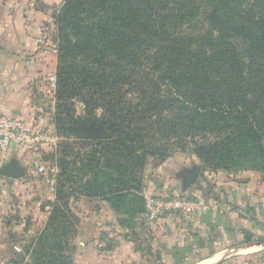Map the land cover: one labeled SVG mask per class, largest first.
Wrapping results in <instances>:
<instances>
[{"label": "trees", "instance_id": "obj_1", "mask_svg": "<svg viewBox=\"0 0 264 264\" xmlns=\"http://www.w3.org/2000/svg\"><path fill=\"white\" fill-rule=\"evenodd\" d=\"M53 19L57 109L72 121V102H81L84 124L103 121L107 138L81 141L93 148L79 167L65 160L74 145L64 147L58 200L30 249L36 264H70L78 219L69 197L101 199L128 220L145 214L148 158L189 147L204 171L264 178V0H64ZM208 218L199 222L211 245L234 238L219 216ZM185 252L171 253L174 264Z\"/></svg>", "mask_w": 264, "mask_h": 264}, {"label": "rangeland", "instance_id": "obj_2", "mask_svg": "<svg viewBox=\"0 0 264 264\" xmlns=\"http://www.w3.org/2000/svg\"><path fill=\"white\" fill-rule=\"evenodd\" d=\"M63 2L0 0V55L24 56L22 62L29 64H34L35 61L30 60L34 56L41 59L47 55L51 59L48 64L56 60L57 31L53 16L59 12ZM53 65L52 72L55 63ZM29 88L31 108L22 119L31 126L30 140L0 160V169L12 159H16L24 169V176L19 179L0 176V264H36L30 249L46 226L51 205L58 200L59 162L66 151L64 147L74 145L73 154L79 155L71 154L65 160L74 161L76 167L93 148L90 144L83 148L80 145L82 139L67 130L84 124L85 110L81 102L73 100L72 121L66 119V114H61L57 109L53 73L37 70L29 80ZM101 115L97 110L96 118ZM100 123L103 121L100 120L94 128L84 125L93 130ZM103 130L106 139L104 126ZM49 168H54L55 172L51 173ZM194 173L197 175L195 181L186 187L187 177ZM142 175L141 195L144 200L155 192V195L168 199L177 194L184 202L202 203L211 219L219 216L222 222L227 223L226 229L236 238L224 244L212 241L216 249H224L220 256L227 260V264H264V246L242 247L264 239V178L261 173L248 169L204 171L202 163L188 147L184 151L173 149L165 159L148 158ZM79 184L69 185L75 188ZM68 205L78 219L69 239L70 264H162L161 260H164L163 264H171L169 256L159 258V262L156 257H144L145 252H136L131 242L136 240L144 248H148L150 243L156 246L154 240L150 241L152 232H156L165 237L167 243L173 244L174 240L180 239L176 232L181 233V238L187 237L199 224L190 221L193 219L191 216L181 213L166 216L167 212L158 219L150 220L145 212L128 220L116 215L109 203L98 198L87 200L72 196ZM150 221H156L155 225H149L154 223ZM98 223L101 226L98 227ZM127 252L131 254L129 262L124 257ZM183 260L181 264L190 263L192 259L188 262Z\"/></svg>", "mask_w": 264, "mask_h": 264}, {"label": "crops", "instance_id": "obj_3", "mask_svg": "<svg viewBox=\"0 0 264 264\" xmlns=\"http://www.w3.org/2000/svg\"><path fill=\"white\" fill-rule=\"evenodd\" d=\"M1 32L2 29H0V35ZM23 57L24 56L0 55V114L15 115L21 118L26 117L31 108L29 80L32 79V77H34L35 75V72L40 69L46 71L47 73H52V69L54 67V59L48 64L47 62L51 59L49 60V57L47 55H45L41 59L39 58L40 56H34L30 58L32 62H36H34V64L23 63ZM49 66L50 68H48ZM6 157H2L0 155V160L5 159ZM155 194H157V192H155ZM155 194H153V196ZM111 212L112 211L110 210L109 213ZM203 215L197 217L196 219L199 218L198 220L200 221V218ZM196 219L195 217H193V219L190 220L193 221V223H199L195 231H190L188 236L184 238L180 237V232H176L175 235H178V238L180 239L174 240L173 244L167 243L165 240L166 238L162 237L161 234L152 232V239H150V241L154 240V242H156V246L150 243L148 244V250L153 255V258L156 257L158 260L159 258L163 259V257L169 256L171 259V264H174L175 260L171 257V253H173V251L175 250H179L186 251L183 261L188 262L189 259H192L189 261L190 263L186 264H227V260H225V258L223 259V257L220 256L224 249H222V247H220V249H216V244L215 246L211 245L210 240L212 239V237L210 236V226L207 225L206 222L201 223L199 221H196ZM95 220H98V222L101 221L99 218H96ZM208 220L212 222L211 218H208ZM150 222L154 223H150L149 225H155L156 221ZM97 226H101V223H98ZM214 240L224 244V242H227L230 239L224 235V238ZM130 256L131 254L128 252L126 255H124V257L126 258V262H129ZM157 262H159V260ZM160 262L163 264L164 260H161Z\"/></svg>", "mask_w": 264, "mask_h": 264}, {"label": "built area", "instance_id": "obj_4", "mask_svg": "<svg viewBox=\"0 0 264 264\" xmlns=\"http://www.w3.org/2000/svg\"><path fill=\"white\" fill-rule=\"evenodd\" d=\"M30 129L31 126L26 124L21 117L0 114V155L6 157L13 152L14 148L27 144L30 140ZM48 171L54 173L55 169L49 168ZM145 212L150 220L161 218L166 212L168 214H165L166 216L172 213H181L184 216L200 217L206 213V207L199 202H184L181 196L177 194L169 199L155 195L146 197Z\"/></svg>", "mask_w": 264, "mask_h": 264}, {"label": "water", "instance_id": "obj_5", "mask_svg": "<svg viewBox=\"0 0 264 264\" xmlns=\"http://www.w3.org/2000/svg\"><path fill=\"white\" fill-rule=\"evenodd\" d=\"M67 130L82 140H103L105 138L102 123H100L99 126L93 130L87 128L84 124H80L78 127H68ZM0 176L8 179H19L24 176V169L20 166L16 159H12L0 169ZM196 177L197 175L195 173L189 175L187 177L186 187L191 185L195 181ZM259 246H264V239L250 242L242 247L249 249Z\"/></svg>", "mask_w": 264, "mask_h": 264}]
</instances>
